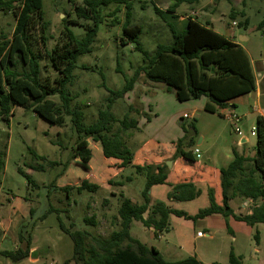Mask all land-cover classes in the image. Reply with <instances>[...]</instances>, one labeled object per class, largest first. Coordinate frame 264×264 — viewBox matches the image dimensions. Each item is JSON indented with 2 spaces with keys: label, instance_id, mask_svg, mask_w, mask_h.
<instances>
[{
  "label": "rangeland",
  "instance_id": "rangeland-1",
  "mask_svg": "<svg viewBox=\"0 0 264 264\" xmlns=\"http://www.w3.org/2000/svg\"><path fill=\"white\" fill-rule=\"evenodd\" d=\"M82 1L42 0L44 20L48 23L46 47L50 48L55 44L63 26L68 27L76 37L83 36L85 30L82 26L63 22L64 19L76 18L72 5L73 3L81 4ZM212 1L217 6L213 9H200L198 18L201 20L210 15L214 24L225 32L226 22L231 21L228 15L230 6L226 0ZM153 4L158 5L161 11H165L168 7L167 0L157 2L155 0H132L131 21L142 26L139 41L148 51H153L159 43L168 44L171 41L169 27L164 23V19H168L169 15L162 17L156 14ZM237 7V10L245 11L248 24L232 26L235 29L234 39L238 41L240 34L249 36L247 48L259 58L262 64L264 61V26L258 28V24L264 14V0H244V3ZM117 8L115 15L118 23L111 25L113 19L111 12ZM182 11L183 8L177 9L178 13ZM102 13L105 17L98 26L95 41L91 45V52L78 57L77 67L73 70V83L68 86L70 95L74 96L72 104L81 107L86 123L94 121L98 110L104 108L105 98L109 95L108 89L121 88L125 77L132 75L134 69L142 63V55L134 50L133 43L122 44L120 40L125 19L124 5L112 3ZM243 20L244 17L236 15L237 24ZM14 25L15 19L11 14L0 15V31H4L8 36V40L0 50V66L1 63L12 60L17 51L27 59L19 37L13 35ZM35 35L37 37L39 35L37 30H35ZM82 65L88 69L81 68ZM48 70L51 75H54L53 70ZM257 78L260 77L257 76ZM261 81L264 84V79ZM145 82H147L146 77L143 74L140 75L136 90L127 93L121 99H116L111 108L116 117L122 118L127 112V106L133 104L146 113L152 121L150 124L141 126L143 131L139 129L130 133L128 144L132 151H135L140 141H146L152 136L153 129L161 130V133L166 129L164 134L174 135L183 131V128L187 129L186 134L190 133L189 127L192 122L195 127H198L196 120L183 118L182 114L189 113V110L182 108L185 104L176 100L173 91L158 90L156 94L144 97V101H138L139 95L147 88L144 85ZM1 83H3V75L0 70ZM19 85L18 83L12 91V97L16 102L13 115L10 116L9 121L0 120V252L16 249L19 243L15 239L19 240L18 233L21 232L26 239H31V253L28 257L16 262L0 254V264H76L72 259V240L61 229L60 224L67 228L72 226L71 229L85 230L107 237L110 232L118 229L117 210L120 194L122 193L138 204L142 202L141 191L145 185V173H137L131 166H128L112 179L117 184L112 183L111 180L108 182L111 184L110 187L99 188L94 192L87 190L78 192L72 189L67 195L60 187L78 185L80 183L78 177L82 174L94 175L96 173L98 177L108 175L110 170L106 165L107 160L100 154L99 144H97L99 150L91 145L92 153L88 158V169L78 162H72L71 176L78 179L63 182L61 177L68 172L70 164L65 170L63 166L65 162L72 160L73 155L74 158L77 157L74 149L79 147V144H75V133L70 126L69 117H65L66 124L60 128L55 124L53 115L49 112V105L58 103V97L47 98L43 104L31 107L29 100L24 101ZM151 108L154 114L158 115L156 119L154 115L151 116ZM246 109L247 106L239 107L236 112L240 114ZM131 116L135 117V114L132 113ZM137 118L145 120V116ZM254 123L251 125L250 118L237 123L241 132L247 135L252 142L255 141V135H251L250 130ZM162 127L165 129H160ZM200 128L205 131L206 135L212 136V140L201 147V156L197 161L208 163L206 155L210 152L215 153L217 164H227L225 155L233 146V142L239 139V135L234 132V125L218 116L209 118L203 114L200 117ZM219 130H222L221 133ZM30 150L35 151L39 156H44L47 161L52 160L59 164L48 166L46 160L34 158ZM30 164H43L44 170H33ZM26 176L33 179L38 187L29 186ZM88 179L92 181L91 177ZM105 182L104 180L102 185L106 184ZM163 187L156 186L152 196L165 202L167 195L165 197L166 190ZM178 208L192 213L195 212L193 210L196 209V205L189 201H178ZM90 215L95 216V226L84 221V217ZM204 224L203 219L188 220L170 215L168 231L160 232L158 234L160 237L155 236L153 229L143 226L139 221L133 222L130 234L147 246H154L162 252L166 260L175 261L195 256L202 264H213L212 262L227 264L231 246L235 245L236 252H239L242 248L246 250L248 243L254 241L255 232L253 230V234H247L249 227L246 224H242L245 230L238 233L239 241L236 243H233L231 235L226 230L218 227L211 231L212 237H208L207 234L210 233ZM235 229L237 230V227ZM197 231L202 232L203 235L197 236Z\"/></svg>",
  "mask_w": 264,
  "mask_h": 264
},
{
  "label": "trees",
  "instance_id": "trees-1",
  "mask_svg": "<svg viewBox=\"0 0 264 264\" xmlns=\"http://www.w3.org/2000/svg\"><path fill=\"white\" fill-rule=\"evenodd\" d=\"M173 1L172 11L180 4L194 6L200 0ZM112 3L123 4L125 8L121 43H133L134 50L142 55V63L134 69L132 75L125 77L121 88L108 89L109 95L105 98L104 108L98 110L94 121L86 123L81 107L72 104L74 96L70 95L68 86L73 83V70L77 67L78 57L91 52L98 26L105 17L102 12ZM243 3L244 0H242ZM72 6L76 18L64 19L63 22L82 26L85 30L83 36L78 38L68 27L63 26L55 44L48 48L46 47L48 23L44 20L42 0H0V15L9 13L15 19L13 35L19 37L27 54L25 59L23 54L17 51L12 60L1 63L3 83L0 84V120L9 121L10 116L13 115L16 102L12 97V91L18 83L24 101L29 100L31 107L43 104L47 98L58 97V103L49 105V112L60 128L66 124L65 117H69L70 126L75 133V144H79V147L74 149L77 157L74 158L73 155L71 161L65 162L63 170L70 164L68 172L60 176L63 182L80 178L78 185L60 187L67 195L72 189L78 192L96 191L104 180L107 182L112 180L116 169L131 166L137 173H145V185L141 191L142 202L134 203L121 193L117 210L118 229L110 232L107 237L85 230L71 229L72 226L67 228L60 224L61 229L72 240V259L75 263L201 264L195 256L175 261L166 260L154 246H147L131 236L130 228L133 221H139L143 226L152 228L155 236L164 230L168 231L170 215L197 220L220 213L224 218L233 217L249 226L264 223V120L261 116L256 118L254 124V155L245 157L232 148V160L228 165L219 168L220 203L216 202L213 188L210 187L208 188L209 205L199 209L195 214H188L162 201L150 204V188L158 184H168L170 190L167 198L169 201L177 202L195 199L200 195L201 189L189 180L168 183L167 163L145 161L144 158L152 159L160 151L167 154L172 145L173 152L170 159L180 158L186 164H194L197 161L192 152L196 135L194 123L192 122L189 127L193 131V136L189 137L185 133L171 145L164 144L159 147L156 142L149 141L143 146V154L137 152L134 155V151L128 144L129 135L132 131L139 130L137 117L145 116V119L149 121V116L133 104L127 106V112L122 118L116 117L111 110L114 101L130 92L142 74L149 81L166 84V89L173 91L180 102L205 96L216 106L227 107L229 99L255 88L250 62L244 50L234 41L209 27V24L203 25L189 18L180 31H176L172 26L169 27L171 41L168 44L159 43L153 51H148L139 41L142 26L131 21L132 0H83L81 4L73 3ZM153 9L156 14L163 17V12L155 4ZM117 11L118 8L111 12L113 16L111 25L118 23L115 15ZM236 15L244 17L238 25L248 24L244 10L236 11L232 8L229 18L235 20ZM263 26L264 14L258 28ZM35 30L39 32L38 37L35 35ZM7 40V34L0 31V50ZM81 68L88 69L84 65ZM48 69L53 70L54 75H51ZM132 113L135 117L131 116ZM183 129L187 131L186 128ZM97 144L101 148L100 154L107 160L106 165L110 170L108 175L98 177L96 173L94 175L85 173L81 177L73 178L70 169L72 162H78L88 169V158L92 153L91 145L99 150ZM30 151L34 158L46 160L44 156H39L33 150ZM46 164L54 166L59 163L46 160ZM29 166L33 170H44L43 164ZM26 177L29 186L38 187L33 179ZM88 177H91L92 181ZM235 197L262 201L252 205L251 213L236 214L229 204V201ZM30 212H32L31 209ZM145 214L147 215L144 217ZM84 221L96 225L94 215L85 216ZM227 228L229 230V227ZM18 239L23 243L22 247L4 250L0 254L14 262L28 257L31 239H26L21 232L18 233ZM254 240L258 241L257 231L254 234ZM227 264H242V256L236 255L231 249Z\"/></svg>",
  "mask_w": 264,
  "mask_h": 264
},
{
  "label": "crops",
  "instance_id": "crops-1",
  "mask_svg": "<svg viewBox=\"0 0 264 264\" xmlns=\"http://www.w3.org/2000/svg\"><path fill=\"white\" fill-rule=\"evenodd\" d=\"M156 2L159 0H155ZM168 1V7L166 8L165 11L163 12V17L164 15H169L168 19H164V23L170 27L172 26L176 31L182 30L188 19H195L201 24L205 25L206 23L212 25V28L217 31L218 33L224 35L228 39L234 41L237 43L246 53L249 62H250V67L254 76V84L255 88L247 93L240 94L238 96H235L227 101L228 106L227 108L237 115L239 117V121L241 122L244 120H248L249 118L251 119V125L252 123L255 122L256 118L260 116L261 111H264V84L262 79H264V65L263 63L261 64L259 61V58H257L255 55H253L251 52H249L247 48V43L249 42V36L245 34H240L239 37L240 39L237 41L234 39V27H232V21L226 22V27L227 29L225 32L220 30L216 24L211 19V16L208 15L207 18L206 16L202 18L201 20L198 18L200 9L202 10H207V9H213V7H216L217 4L212 1V0H200L198 4L194 6H188L186 4H180L177 8H175L174 11H172V5L174 3L173 0H167ZM227 1V0H226ZM229 6H230V11L232 8H234L236 11H241L237 10L238 5L242 3V0H229L227 1ZM157 7L161 9L158 5ZM190 8L189 10L187 8ZM178 8H183V11L181 13L177 12ZM230 11H228V15L230 14ZM167 17V16H166ZM211 23V24H210ZM238 26V24L236 25ZM257 76L260 78L258 79ZM144 85L147 86L144 92L139 95L138 101L142 100L144 101V97H147V95H153L154 93L156 94L157 91H167L166 89V84L164 83H159V82H152L147 80V82L144 83ZM137 82L134 85V88L130 91L133 92L136 90ZM152 92V93H151ZM129 93V92H128ZM174 97L175 93L173 92ZM176 98V97H175ZM177 100V99H176ZM178 101V100H177ZM180 102V101H179ZM185 109L189 110V113L184 112L183 114H188L191 117V120H196V123L198 127H195L196 129V135L194 136L195 139V146H198L200 152H201V147L204 145V143L209 144L212 140V136H208L205 134V131L200 128V117L205 114L209 118H213L215 116H218L219 118H222L223 120H228V118L222 116L221 112L223 111L224 108L226 107H218L216 106L213 102H211L207 97L202 96L198 99L195 100H188V101H183L182 102ZM157 105V104H156ZM155 105V106H156ZM247 106L246 110H242L240 114H237L236 110L239 107ZM208 107V109H206ZM156 108V107H155ZM143 109L144 105H143ZM151 116L154 115L155 119L158 115L154 114L153 108H151ZM182 114V116H183ZM240 115V116H239ZM205 120H207L206 117L203 116ZM238 121V122H239ZM152 121L149 120H139L138 119V127L141 131L142 125H147L150 124ZM210 123V122H209ZM255 124V123H254ZM253 126H251L252 129ZM162 130L165 129V127L160 128ZM166 130V129H165ZM164 130V132H165ZM161 130H156L153 129V133H151V137L146 139V141H140L141 143L135 147L134 155L137 152H140V154H143V146L149 142V141H154L157 143V146H162V145H171L172 142H175L177 139L183 137L185 134V130L177 132V134H170L164 132H160ZM192 131V130H191ZM222 130H219V133H221ZM251 131V130H250ZM235 132V131H234ZM193 136V131L190 135ZM198 136L200 137V144H197V138ZM255 140V139H254ZM231 148L228 149V154L225 155L226 158V163L223 165H219L216 162V155L215 153H208L206 155L208 159V163H201L199 161H196L194 164H186L182 159L180 158H174L170 159L173 148L171 145V148L166 152L167 154H164V152H158V154H155L152 159L150 158H144L145 161H154V162H165V163H170L168 165V183H175L183 180H189L195 183V185L201 189V193L198 197H196L193 200H190L189 202H192L194 205H196V209L193 210L195 212L190 213L189 211H186L183 208H178V202L176 201H169L166 197L167 192L170 190V186L168 184H158L154 185L150 188L149 196H150V204H154L159 200L160 198L153 197L152 193L154 192L156 186H164V190H166L165 194V203L170 205L173 208L183 210L187 212L188 214H195L198 212L199 209L204 208L209 205V197H208V188L212 187L213 192H214V198L217 203H220L221 200V190L219 186V168L224 167L228 165V163L232 160V148H235L238 153L242 154L245 157H252L254 155V146H255V141L252 142V140L247 136L244 135L242 132L239 135V139H237L235 142H233ZM204 152L206 151L203 150ZM207 153V152H206ZM201 156V154H200ZM123 169H116L115 172L112 175V179L117 177L119 174H121ZM114 181V180H113ZM106 184H103L100 186V188L103 187H110L111 184L108 183L107 181L105 182ZM114 183L117 184L116 181ZM120 184V183H118ZM107 185V186H106ZM166 186V187H165ZM133 201V200H132ZM261 199L257 201H252L251 199L248 198H243V197H235L229 201V204L233 211L236 214H249L251 213V207L253 204H259L261 203ZM134 202V201H133ZM138 203V202H134ZM145 217V215H144ZM134 222V221H133ZM132 222V224H133ZM203 222L205 223L204 225L206 226V230L209 231L210 234H207L208 237H212L211 231L215 229V227L221 228L226 230L230 235L233 243L238 242V233L241 231H244L245 229L242 227V224H245L244 222L237 221L233 217H228L224 218L220 213H214L212 215H209L205 218H203ZM247 225V224H246ZM249 229H247V234H253L254 232L257 231L258 233V241L256 242L255 240L252 243H248L246 250L242 248L241 251L236 252V246L233 245L229 248V251L232 249L233 252L236 255H241L242 256V264H264V223H258L254 226H249ZM229 227V230L228 228ZM237 227V230L235 229ZM152 229V228H149ZM254 230V232H252ZM255 234V233H254ZM159 237V235H158ZM254 238V235H253ZM19 245L17 244V247H22L23 243L19 242L17 239H15ZM33 251V250H31ZM31 253V252H30ZM162 254V252H161ZM163 256V254H162ZM198 260V259H197ZM213 264H221L218 262H212ZM228 263V262H227ZM202 264V263H201Z\"/></svg>",
  "mask_w": 264,
  "mask_h": 264
},
{
  "label": "built area",
  "instance_id": "built-area-1",
  "mask_svg": "<svg viewBox=\"0 0 264 264\" xmlns=\"http://www.w3.org/2000/svg\"><path fill=\"white\" fill-rule=\"evenodd\" d=\"M236 25H237V23H236L235 21H232V26H236ZM262 63H263V65H264V61H263ZM259 113H260V116H261V117L263 118V120H264V111H261V112H259ZM221 114H222L224 117H226V118H228V119L230 120V122L234 125V131H235L238 135H240V134H241V130H240V128H239L238 125H237V123H238V121H239V117H238L237 115H235L234 113H232L227 107L223 109V111L221 112ZM183 118H184V119H191L190 115H188V114H183ZM250 133H251V135H254V134H255L254 127H252ZM192 152H193V154L195 155V157H196L197 159L200 158V150H199L198 146H194V147L192 148ZM196 235H197V236H201V235H203V233L200 232V231H197ZM159 237H160V235H159Z\"/></svg>",
  "mask_w": 264,
  "mask_h": 264
},
{
  "label": "water",
  "instance_id": "water-1",
  "mask_svg": "<svg viewBox=\"0 0 264 264\" xmlns=\"http://www.w3.org/2000/svg\"><path fill=\"white\" fill-rule=\"evenodd\" d=\"M210 27L212 28V25H210ZM191 133H192V131H191L190 133H187V135H190ZM197 144H200V137H199V139L197 140ZM167 164L170 165L169 162H168Z\"/></svg>",
  "mask_w": 264,
  "mask_h": 264
}]
</instances>
